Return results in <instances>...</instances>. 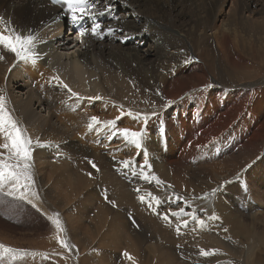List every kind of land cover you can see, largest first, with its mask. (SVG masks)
I'll return each mask as SVG.
<instances>
[{
  "label": "bare ground",
  "instance_id": "bare-ground-1",
  "mask_svg": "<svg viewBox=\"0 0 264 264\" xmlns=\"http://www.w3.org/2000/svg\"><path fill=\"white\" fill-rule=\"evenodd\" d=\"M254 4L243 5L239 0H127L125 6L124 0H120L102 23L106 27L110 20L113 26L134 36L122 44L111 37L99 40L90 35L81 42L63 18L62 10L47 1L0 0V16L11 20L25 34L30 29L39 41L40 54L35 65L29 62L14 67V57L4 53L6 59L0 61V87L5 89L7 107L33 139L39 137L56 144L53 148L58 149L64 148V142L80 141L77 183L93 189L100 185L111 192V201L146 221L145 231L152 232L158 243L157 255L153 254L159 264H180L173 247H166L168 239L162 236L164 233L187 245L191 241L202 243L207 238L208 248L236 247L238 244L229 238L233 234L229 230L235 228L239 234L246 230L240 221L242 211L239 213L232 205L227 207V200L241 203L249 216L264 215V159H260L264 157V8L258 4L252 7ZM116 16L121 19L117 21L113 18ZM185 60L189 62L184 63ZM53 77H59L85 99L72 97ZM209 84L213 87L206 88ZM157 90L161 96L156 95ZM97 95L102 99L92 102L87 99ZM169 100L174 102L167 109L170 118L160 107ZM121 106L133 114L158 111L165 118L164 136L158 131L159 121L155 118L149 121L147 138L154 143L148 147L160 145L162 158L159 164L150 165V171L145 170L146 175L162 180L163 186L140 179V167L135 163L127 169L115 164L121 169L118 172L104 163L102 151L125 157L139 151L122 138L109 140L111 129L106 125L121 115ZM93 116L101 124L89 130ZM117 127L139 131L143 124L124 115L117 121ZM41 154L42 149L38 148L33 163L42 160ZM90 157L99 171L86 166ZM45 162L41 163L48 166ZM57 167L61 169L53 174L58 177L74 169ZM136 188L139 193L134 191ZM93 189L85 193V199L93 197ZM212 189H216L215 194ZM173 193L184 197L189 203L186 211L194 209L197 217L212 215L211 203L216 197V211L220 213L222 206L223 213L229 215H220L222 221H227L220 225L227 232L220 227L211 230V226H200L184 217L189 226L181 227L177 234L175 217H171V223L161 219L169 208L175 211L184 206L169 203ZM138 195L145 197L144 203L138 200ZM152 197L160 203L152 200L149 207L148 200ZM103 208L99 205L96 212L101 216L99 222L109 217L108 210ZM120 213L116 209L111 218L116 230L111 228L107 232L114 235L110 239L113 242H120L124 234L119 229L124 225ZM154 219L162 223L161 228L152 222ZM98 228L102 230L103 225L98 223L95 231ZM156 233H162L161 238ZM255 243L262 246L264 241L257 238ZM130 246L133 247L129 254L135 264H143L137 246ZM232 256L235 263L229 262L228 255L192 257L188 252L181 264H240L237 259L244 258V251H236Z\"/></svg>",
  "mask_w": 264,
  "mask_h": 264
},
{
  "label": "rangeland",
  "instance_id": "rangeland-1",
  "mask_svg": "<svg viewBox=\"0 0 264 264\" xmlns=\"http://www.w3.org/2000/svg\"><path fill=\"white\" fill-rule=\"evenodd\" d=\"M249 1L250 0H239V2L243 5H246L247 3V5L249 4L251 6L253 3H255L258 4L259 7L261 5V8H264V0ZM255 4L252 7H256ZM228 7L229 5L227 6V9ZM226 17L231 19L230 15ZM42 142L45 145H51V147H42V154L45 156L42 154L39 156L44 162L46 160L47 163L45 162V165L48 166H43L44 163H41L42 160L33 163V178L36 182V191L40 197V199L35 201V203L39 211H37V208H33L31 204L17 202L10 197L0 194V245L14 249L17 252L15 256H0V264H53V261H55L56 264H125L124 261L126 258L122 256V253L125 251L130 253L131 247H133L130 245H136L138 247L139 242H141V246L135 248L137 249L139 255L138 258L141 260V262H143V264H145V262L146 264H156L155 262H157V260L155 256L157 253L155 250H158V243H156V238L152 237V232L145 231V229H147L146 227H148L147 222L141 219L139 216L130 214L129 210L123 206H119L115 203L116 206L113 207L111 202L114 201H111L109 198L111 192L104 190L103 187L100 188V185L96 184L99 188L94 187V190L91 187L86 188V186L77 183L76 177L80 160V141L77 139L75 141L64 142L63 145L65 146L63 149H58V147L53 148L56 145L54 143L47 141ZM152 143H154V140L146 137L143 141L142 147L144 150L140 149L137 153H133L132 156H129V153L126 155L127 157L124 155H110L107 154L106 151H102L101 156L103 157V161L107 167L112 168L115 172L121 171V169H118L115 166V164H118L116 163L118 161L132 160L135 161L134 165L140 167V165H142L145 161L144 153H147V161L149 165H152V163L159 164L162 158L161 151L158 150L160 145L154 144V147H148ZM155 143L157 142L155 141ZM88 160H92L95 163L94 158L92 157L88 158ZM49 163L52 165L49 166ZM55 165L56 167H53ZM59 165H63L65 167L67 166L68 168L71 167V169L74 168V171L70 170V172L68 171L65 173L69 178H67L66 175L62 176L64 179L57 176V171L59 169L57 166ZM86 166L89 167L90 170H93L90 164H86ZM118 166L121 165L119 164ZM50 167L53 168L50 169ZM54 172L57 173L54 175ZM95 172H97L96 169ZM84 188L87 190H84ZM91 189H93V197L85 199V193ZM221 189L222 188L220 187L217 189V191ZM105 195L108 198L107 200L105 199ZM215 199L216 197L212 199L211 203L213 209L212 215H216L219 217V219L212 221L209 220L208 217H201L199 215L198 218L205 221V226L207 228L211 226L210 229L213 230L217 229L216 227H220V229L224 231L223 227L220 225H222L223 222L225 224L227 221H222L220 215L223 214L227 217H229V215L228 213H223L225 210L222 206H219L220 213L216 211L218 202ZM99 202L101 203L99 204ZM225 204L227 207L228 205L234 206V209L237 207L239 213L242 211L240 213V218H242L240 221L245 226L244 229L246 232L244 231L243 233L239 234L238 231H234L235 228H231L232 231L231 229L229 230L230 233H233L229 236V238L233 239V242L237 243L238 245L236 247H220L217 249L208 248L209 246L207 245L209 244L208 241H206L207 238H205L202 243L198 241H191L192 244L187 245L185 242L177 239H174V241L173 237L170 235L168 236V234H166L168 237L164 236V233L162 236L168 239V244L165 246L171 247L170 249L173 247L172 250L174 251V255L178 258L176 259L178 263L181 264L182 261L184 262L186 260L188 252H191L192 257H194L196 255H200V249H205L216 250L215 253L228 255L230 256L229 262L234 263L235 260L232 258V253L242 250L244 251V258L237 259L240 264H250V262L251 264H257L259 261L264 264V244L261 246L259 243H255L257 238H262L264 241V215L253 213L254 215L249 216L250 213L248 214L246 210L242 209L241 203L235 204L233 201L227 200ZM99 205H103V210H108L107 213H109V217H106L107 219L105 218L102 222H99L101 216H97L96 214ZM179 205L174 204L175 207ZM116 209L121 212L120 214L122 215L120 221L124 224L121 226V228H119L120 231H124L120 242L111 241L112 236L114 235H108L110 229L113 228L112 226H114V219L111 218L114 215ZM54 213L59 215V219L64 224L65 230L68 234L69 242L75 246L71 256H68V253L64 252V250L60 248L59 244L55 240V228L51 224L50 220V217H52ZM250 220L253 221L250 222ZM117 221L118 220H116V223ZM158 221V219L152 220L154 224H159L161 228L162 223H157ZM98 223H100L101 226L103 225V228L102 230L98 228L95 231L94 228L97 227ZM196 226L197 225H195V227ZM113 229L116 230V228ZM104 232H106V234ZM254 232L255 234H253ZM222 233L224 234V232ZM104 235L107 237V239H105L106 237ZM156 235L161 238L158 233H156ZM204 236L209 235L205 234ZM195 238L198 240V237ZM240 238L243 240H240ZM201 239H203V237H201ZM225 240L228 242L226 238ZM242 243L243 246L241 245ZM255 245H258L259 247H255ZM232 249H234V251H231ZM53 253H61L65 256H68V259H61L60 256L54 255ZM153 253H155V256ZM40 254H47L49 259H44Z\"/></svg>",
  "mask_w": 264,
  "mask_h": 264
},
{
  "label": "snow or ice",
  "instance_id": "snow-or-ice-1",
  "mask_svg": "<svg viewBox=\"0 0 264 264\" xmlns=\"http://www.w3.org/2000/svg\"><path fill=\"white\" fill-rule=\"evenodd\" d=\"M120 0H108L104 3L103 0H51L53 5H61L63 18L70 24L73 33L78 40L83 42L82 38L90 35L91 37L97 38L99 40H104L105 37H111L118 40L120 43H127L128 40L133 39L134 36L130 34L124 28H117L112 25L109 20L108 25L105 27L102 21L112 15L114 8ZM125 6H127V0H124ZM117 21L121 18L116 16L113 17ZM147 31V29H144ZM38 39L35 35L31 33L29 29L27 34L19 31L17 26L13 24L11 20H6L3 16H0V61H4L6 56L4 53L11 54L14 57L13 66H18L20 63H31L36 64L40 57L37 51ZM185 60L184 63H188ZM11 71V68L9 69ZM7 79V78H6ZM57 85L68 89V92L72 97L83 100L85 98L80 97L78 93L73 92L68 88L67 84H64L59 77H53ZM51 83V81H50ZM206 88L213 87L212 84L205 86ZM156 95L161 96L162 93L157 90ZM90 102L101 100L102 97L99 95L95 97L87 98ZM173 101H166L160 107L167 112ZM155 107V106H154ZM121 115L114 121L108 122L107 127L111 129L109 140L114 138H122L125 144L133 145L137 150L142 149L143 141L149 136L148 124L153 118L157 119L160 123V129L158 130L161 136L166 135V120L163 118L158 111H153L149 113H136L133 114L131 111L125 112L123 107L119 109ZM124 115L132 117L137 122H142L143 127L139 131H132L128 128L117 127V121L121 120ZM167 116L170 118L171 113L167 112ZM101 124V121L97 117L93 116L90 118L88 124L89 130L95 125ZM51 147V145H45L39 137L33 139L27 130L21 125L20 121L17 120L13 112L7 107V97L5 94V89L0 87V194L6 197H10L17 202H24L31 204L33 208H37L35 201L39 200V194L36 191V182L33 178V161L34 153L38 148ZM58 147V146H57ZM145 161L140 165L139 177L148 183H155L157 186H163L164 182L160 180L155 175H146L145 170L150 171V165L147 161V153H144ZM260 159H264L261 157ZM88 163L92 168L99 171L96 164L92 160H88ZM121 165L123 169H127L132 166L135 161L125 160L116 162ZM251 167V165H249ZM133 173L135 174V169L133 168ZM91 175V173H89ZM171 188V185H168ZM247 189V185H244ZM137 193L140 192L139 188L134 189ZM216 189H212V194H215ZM208 194L206 193L205 196ZM138 200L141 203L145 202V197L138 195ZM107 200V196L105 195ZM152 200H155L157 204L160 203L159 199L152 197L148 200L149 207L152 206ZM113 207H115V202H111ZM170 204L179 205L182 203L183 207H178V210L168 209L166 213L161 215L167 223H171V217H175L178 221L177 223V234L180 233L181 227L187 228L189 226V220L184 219V217H190L191 220L196 221L200 226L205 225V221L199 219L196 216L195 210L191 212L186 211L189 207L188 201L178 194L173 193L172 197L169 198ZM37 211L39 209L37 208ZM159 214V212L157 213ZM209 220L215 221L219 219L216 215H212L208 218ZM51 224L55 228V240L59 244L60 248L64 252L68 253V256L73 254V248L75 247L69 242L68 234L65 230L64 224L59 219V215L54 213L50 217ZM227 232V229H224ZM216 250H205L200 249V256L208 257L209 255L215 254ZM78 252V250H77ZM17 254L16 250L4 247L0 245V256ZM54 255L60 256L61 259L67 260L68 256L61 253H53ZM44 259H49L47 254H40ZM122 256L132 264H135L134 258L127 252H123ZM53 264H56L53 261Z\"/></svg>",
  "mask_w": 264,
  "mask_h": 264
}]
</instances>
